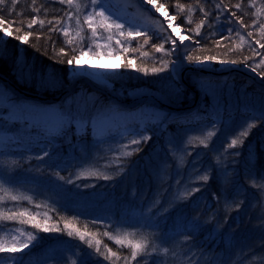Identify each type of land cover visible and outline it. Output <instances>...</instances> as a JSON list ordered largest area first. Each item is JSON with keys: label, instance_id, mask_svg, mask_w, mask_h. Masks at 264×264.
<instances>
[{"label": "trees", "instance_id": "obj_1", "mask_svg": "<svg viewBox=\"0 0 264 264\" xmlns=\"http://www.w3.org/2000/svg\"><path fill=\"white\" fill-rule=\"evenodd\" d=\"M83 1L76 0V3ZM153 3L157 8L164 9L170 17L175 16L173 20L181 31L195 42V46L185 53L186 63L194 65L202 64L199 61H203L219 68L222 65L219 60L235 59L236 64H228L256 73L264 83V48L260 47V44H264V33L260 31L261 25H264V0H154ZM237 3L241 4L239 9L235 7ZM177 4L184 6L178 15ZM76 10L60 0H4L0 4V21H3L0 27L11 35L4 36V31H0V37L3 38L0 77L5 76L11 84L0 78V85L9 92L20 94L28 91L50 99L67 90L71 85L69 69L78 64L75 61L69 64L67 61L73 56L79 58L81 50L74 40L63 35L61 29ZM232 12L236 13L235 17L231 15ZM188 16H191V23L186 22ZM33 19L37 22L28 28L27 25ZM41 20L44 21L43 26L39 23ZM201 21L203 26L199 28V35H196L194 30ZM249 32L251 36L247 35ZM146 34L140 35L144 39L131 38L130 46L117 54L121 60L120 71L110 75V81L125 98H129L132 91L146 88L183 108L193 105L195 97L189 90L179 85L175 88L171 74L173 57L169 55L166 45L163 44V49L157 52L155 46L162 42L155 35ZM25 35H28L26 41L15 38ZM69 40L71 44L67 43ZM189 56L192 60L188 59ZM211 56H215L216 60L207 59ZM254 67L255 71L252 70ZM154 68L162 70L154 71ZM22 71H26L29 76L23 75ZM193 75H198L201 84L207 87L205 107L199 109V114L191 113L192 109L199 106L198 101L192 109L182 112V123L171 118L162 129L163 137L160 140H157L159 132L152 131L151 122L148 121L143 131L151 135L152 139L147 144L141 143L139 147L144 148L143 152L147 150L145 156L153 158L164 150L176 148L186 137L195 144L203 141L206 169L202 173L208 179L200 185H190L187 188L190 189L189 193L182 198V202L174 207L169 206L164 198L173 190L172 179L168 175H152L138 177L132 184L112 178L114 185H98L106 191L115 189L118 196H124L125 201L134 199L126 207L119 206L115 214L113 211L96 217L79 215L56 203H44L42 197L36 204L21 203L19 210H24L32 221H41V224L51 229H62L65 223H70L72 229L102 238L103 249L107 251L111 248L117 253L114 264H125L126 255L131 252L128 244H116L114 239L109 238L123 239L121 228L135 234L131 238L133 243L144 241L140 235H150L146 254L138 255L131 264H168L167 259L172 256L175 261L181 260L182 264H264V88L240 75L230 76L229 81H206L205 76ZM192 80V74H189L187 81L192 83ZM222 85L225 87L220 91H211L213 87L220 88ZM96 96L93 102L77 110L71 108L72 111L66 113V109L60 108L63 114H75L85 121L89 128L82 133H75V129L69 128L66 123L57 135L47 131L49 127L37 121L7 127L14 132L22 126L20 133L63 139L64 147L75 146L78 141L90 143L94 138V132L90 130L93 120L102 117L107 111L108 116L130 112L124 109L109 112L111 106L106 105L107 97L102 94ZM22 102L41 106L39 101ZM146 106L151 104L146 103ZM164 112L168 111L165 109ZM131 118V115H125L115 122L120 128L122 124L118 121L126 123L137 120ZM217 119L223 120V123H216ZM249 125L254 127L248 135L242 137L236 146L230 147L231 141L237 139ZM172 133L182 138H178L172 146H167L168 140L164 137ZM21 147L10 140L5 150L20 152ZM118 182L123 185H118ZM136 206L145 210L138 216L144 220V224L141 225L142 221L139 223L133 215V220L141 226L121 225L124 219L132 216L126 211L135 210ZM147 223L149 225L145 226ZM170 241L172 244H169ZM175 245L179 249H175ZM164 249L168 250L167 253ZM51 264L72 263L66 257H61Z\"/></svg>", "mask_w": 264, "mask_h": 264}, {"label": "rangeland", "instance_id": "obj_2", "mask_svg": "<svg viewBox=\"0 0 264 264\" xmlns=\"http://www.w3.org/2000/svg\"><path fill=\"white\" fill-rule=\"evenodd\" d=\"M79 5V10L71 14L69 16L71 18H67L64 28L68 29V36L72 41H75L74 43L78 45L80 50H87L91 47L93 51L88 52L76 66L69 69L68 79L71 82L68 88L70 89L69 92L62 98H60L62 94H59L50 99L44 95L28 91L21 90L22 93L20 94L15 91L9 92L0 85V216H11L14 213L24 212V210H19L21 203L36 204V201L41 197L44 203H56L58 206L71 209L79 215L96 217L113 211L115 214L119 206L126 207L128 206L126 204L133 202L134 199L125 201L124 196H118L115 189L109 188L111 191H106L102 187H98V185H114L115 182L112 178L123 179L132 184L138 177L168 175L174 186L172 192L170 191L171 193L164 199L171 207L180 203L182 198L189 193L190 189L187 188L190 185L203 183L204 174L202 172L206 168L204 164L205 154H203L205 147L202 146V141L195 144L186 137L176 148L169 147L170 149L164 150L162 154L155 155L153 158L145 156L147 150L143 152L144 148H139L141 143L147 144L152 139L151 135L148 136L143 131L148 121L151 122L152 131L159 132L157 140H160L163 137L161 131L167 126L166 122L171 118L181 122L180 119L183 118L181 111L173 112L166 109L168 112H164L157 108L151 100L139 102L135 112L113 115L114 117L131 115V119H137L133 122L126 121V123L118 121L119 124H122L120 128L115 121L111 124L105 121L109 116L113 117L112 115L108 116V111L102 117H97L91 122L90 130L94 132L92 141L90 143L78 141L75 146H62L63 139L20 133L22 126L14 132L7 127L12 124L21 125L23 122L34 123L37 121L38 124L49 127L46 129L47 131L57 135L66 123L69 128L75 129V133H82L89 128L85 121L75 114H63L60 110L61 107L66 109V113L68 110L72 111L71 108L77 110L81 106L87 105L88 102H93L97 98L96 94H102L107 97L106 105L111 106L110 112L116 106H132L131 104L135 103H131L130 100H133L141 92H152L143 88L130 92L129 98H125L110 81V75L120 71L121 60L117 54L125 49L124 47L130 46L131 38L144 39L141 36H128L127 31L151 33L156 36L159 42L166 45L169 55L173 57L171 74L175 88L176 85L182 87L178 81L179 75L175 72L180 61H183L185 66L199 67V69L206 67L205 70L212 73V75H205L206 81H229L230 76L233 77V75L238 74H225L227 71L233 68L246 69L231 64H222L219 68H214L208 62L194 65L186 63L185 53L195 46V42L181 31L164 9L156 11V4L149 3L148 0H98L95 5L91 3V0H84ZM105 9L107 10L106 14L111 13L118 23L125 25V28L121 30L125 32V35H119L115 28L105 32L104 29L97 26L101 20L97 16L93 20V25L97 26V36H91V29L83 23L85 14ZM77 20H80V25H77ZM169 24L171 27H168ZM78 31L79 35H77ZM169 33H171V39L177 41L175 45L171 43V39L168 37ZM5 35L8 34L4 31ZM108 35L112 36L111 40H107ZM181 36H186L187 39L181 41ZM1 41L0 48L3 46ZM109 51L111 55L108 54ZM21 63L19 62V64ZM22 73L29 76L26 71H22ZM187 76L189 74L186 75L185 81L201 92L199 106L191 111V113L199 114V109L202 110L205 107L207 87L201 84L200 78H197L198 75L192 74V83L187 81ZM1 77L5 79V76ZM4 81L11 84L9 79ZM87 81L91 82L92 85ZM103 84L107 85L104 86ZM107 86L108 89H105ZM224 87L225 85L220 86V88L213 87L211 91H220ZM102 91L116 96L117 100H120L114 101L116 99H112ZM191 95L193 96L192 93ZM159 96L165 102L170 103V101H166L167 99L163 95L160 94ZM22 100L39 101L41 106L36 107L29 102H22ZM146 103L151 104V106H146ZM174 106L182 107L178 104H174ZM125 107L124 110L129 111ZM48 109H53V114L57 120L44 121V117L48 116L45 112ZM33 111L35 112L32 113ZM217 121L218 124L223 123L221 119H217ZM156 137L155 134L154 138ZM164 138L168 140L167 146H172L182 136L172 133ZM10 140L22 146L20 152L14 151L12 153L5 150ZM134 140L138 143H132ZM127 153H131V155H127ZM118 185L123 184L118 182ZM11 196L21 197V199L12 200ZM24 197L30 199H24ZM132 197L135 196L132 195ZM138 207L136 206L135 210L126 211L130 212L132 216L124 219L121 225L137 227L144 224V220L138 216L145 210ZM27 215L17 216L10 220L0 219V239L10 240L11 236L15 235L19 242H23L27 240L29 233L35 237L27 248H22L16 252L0 253V264H51L61 257H66L72 264H111L113 260L115 261L114 256L103 249L102 238H94L87 234L85 241H81L75 234V229L65 227H61L62 229L56 227L57 231L45 232L40 228L33 227V224H41V221H32ZM133 215L139 223L142 221L141 225L138 221L133 220ZM176 216L178 218V213ZM22 220L25 223H21ZM148 225L147 223L145 226ZM68 231H73V235L69 236ZM120 233L123 234V237L127 236V240H124L123 244H128V240H131L132 236L135 235L125 228H121ZM139 237L148 244L149 234ZM88 240L92 241L93 247H88L86 243ZM96 241L100 242L101 253L108 255V259L95 252ZM169 244H172V241ZM175 249H179V247L175 245ZM126 256H128L127 264L134 262L130 254ZM167 262L168 264H182L181 260L176 259L175 261L174 256L169 257Z\"/></svg>", "mask_w": 264, "mask_h": 264}, {"label": "snow or ice", "instance_id": "obj_3", "mask_svg": "<svg viewBox=\"0 0 264 264\" xmlns=\"http://www.w3.org/2000/svg\"><path fill=\"white\" fill-rule=\"evenodd\" d=\"M61 3H66L70 8L72 7H75L77 10H79L80 8V5L76 3V0H60ZM98 2V0H91V3L93 5H95L96 3ZM149 3H153L154 0H148ZM4 3V0H0V4H3ZM163 6V5H161ZM183 5L181 4H177L176 5V8H177V15L179 14V12L183 9ZM235 7L237 9H239L241 7V4L237 3L235 5ZM106 9L105 10H100V11H93V12H90V13H87L85 14L84 16V21L83 23L84 24H87L89 29H91V36L92 37H96L97 36V31H96V28L97 26L104 29L105 32H107L108 30L112 29V28H115L117 30V32L119 33V35H125V32L124 31H121L125 28V25L123 23H118L116 19H114L112 17V14L111 13H107L106 14ZM156 11H159V8L156 9ZM201 11H203L201 9ZM207 15V13H205V16ZM231 15L233 17L236 16V13L235 12H232ZM100 17L101 20L99 22V24L97 26H94L93 25V20L96 18V17ZM71 18V17H69ZM172 19H175V16L172 17ZM36 19H33L28 25L27 27L28 28H31L35 23H36ZM186 22L187 23H191L192 20H191V16H188L186 18ZM3 21H0V24H2ZM39 23L41 24V26H43L44 24V21L41 20L39 21ZM77 25H80V20H77L76 21ZM162 23V22H161ZM241 25H243V21L241 20L240 21ZM203 26V21H201V24L197 26V28L194 30L196 35H199V28ZM168 27H171V25L169 24ZM163 30V28H162ZM0 31H7L6 29H3V28H0ZM53 31H55V29H53ZM63 35L65 37L68 36V29L67 28H64V29H61ZM260 31L261 33H264V25H261L260 27ZM8 35H11L10 32L7 33ZM147 35L146 33H141L140 31H127V35L128 36H140V35ZM30 35V33H29ZM77 35H79V31L77 32ZM103 35V34H102ZM248 36H251L252 33L249 32L247 33ZM168 37L169 39H171V33L168 34ZM16 39L18 40H27L28 39V35H25L23 37H20V36H16L15 37ZM227 38V37H225ZM3 38L0 37V40H2ZM112 39V36L111 35H108L107 36V40H111ZM184 39H187L186 36H181L180 37V40L183 41ZM241 39L243 40L244 37H241ZM147 42V40L145 41V43ZM67 43L71 44V40L67 41ZM117 43H119V41H117ZM171 43L173 45H175L177 43V41L175 39H171ZM257 44H259V40L256 41ZM217 46H219V42H217ZM260 47L261 48H264V44H260ZM155 49L157 52L161 51L163 49V44H160V45H157L155 46ZM93 51V49L91 47L87 48V50H81L80 51V54H79V58H82L84 55H87L88 52H91ZM109 55H111V52L109 51L108 53ZM170 54V53H169ZM144 55H147V53H144ZM79 58L76 57V56H73L72 59H69L67 61V63L69 64H72L73 61H75L76 63H79ZM189 60H192V57L189 56L188 57ZM207 59L209 60H216V57L215 56H211V57H208ZM247 59V58H245ZM200 63H203V61H199ZM220 64H228V63H231V64H236L237 63V60L233 59L231 61H228V60H219L218 61ZM132 61L129 60V64H131ZM143 70V69H141ZM154 71H160L162 69H153ZM253 71H255V67L252 69ZM254 127V125H249L248 128H246L245 130H243L242 132H240L239 134V137L237 139H233L230 143V147L232 146H236L239 142H241V138L242 137H246L250 131V129ZM211 135V134H210ZM147 139V138H145ZM132 143H138V141H132ZM203 143V141H202ZM127 155H131V153H127ZM107 178V177H106ZM202 179L204 180H207L208 177L207 176H204L202 177ZM198 190V189H197ZM11 199L12 200H18V199H21V197H17V196H11ZM24 199H30L28 197H24ZM25 215V212H19V213H14L13 215L11 216H0V219H5V220H10V219H15L17 216H24ZM34 219V217H33ZM21 223H25V221H21ZM46 224V222H45ZM33 227H36V228H40L42 229L43 231L47 232V231H57L58 229H56L55 227H53L52 229H49L48 227L44 226V225H41V224H33ZM70 227H73V225H71L70 223H65V228H70ZM69 236H72L73 235V231H68L67 233ZM75 234L78 236V238L81 240V241H85V236L87 235L86 232L84 231H80L79 229H76V232ZM21 235H23V233H21ZM105 235H109L108 233H105ZM110 239H114L115 240V243L116 244H123L124 243V240H127V236L124 237V239H119V238H115V237H109ZM35 237L33 235H31L30 233L28 234V237H27V240L26 241H23V242H19L18 241V238L15 236V235H12L11 236V239H0V253L2 252H16V251H19L20 249L22 248H27L29 246V243L34 240ZM86 243L88 244V247H93L92 245V241L91 240H88L86 241ZM99 241H96V247H95V252L98 253V254H101V255H104V258L105 259H108L109 256L108 255H105L104 253H101V249L99 247ZM128 247L131 249V252H130V256H131V259L132 260H135L137 258L138 255H145L146 252H147V242L146 241H139V242H135L133 243L131 240H128ZM167 249H164V252L167 253ZM107 252L111 255V256H116L117 253L116 252H113L111 248H108L107 249ZM127 260H128V257H125V262L127 264Z\"/></svg>", "mask_w": 264, "mask_h": 264}, {"label": "water", "instance_id": "obj_4", "mask_svg": "<svg viewBox=\"0 0 264 264\" xmlns=\"http://www.w3.org/2000/svg\"><path fill=\"white\" fill-rule=\"evenodd\" d=\"M232 73H236L240 76H243L245 77L246 79H249L251 81H253L255 84H257L258 86L260 87H263L264 88V83L261 82V78L254 72L248 70V69H236V68H233L229 71H227L225 74H232ZM187 74H199V75H202V76H205V75H212L211 72L209 71H206L204 69H199V68H195V67H191V66H185L181 72L179 73V78H178V81L180 82V84L182 85L183 88H186V89H189V91L193 94V96L195 97V102L193 105L191 106H188V107H175L177 105L174 106V104L172 103H169L167 102L168 104L166 103H162V100L161 99V96H160V99H156L155 97H152V96H145L143 98V100H151V99H155L160 105H162L163 107H165V109H168L170 111H173V112H178V111H181V112H185L189 109H192L199 101V94L201 93L200 91H198L194 86H190L186 81H185V77ZM2 80H5L4 78L0 77ZM90 85L91 82L87 81ZM70 89H67L66 91H64L61 95L60 98H62L66 93L69 92ZM102 93H105V95L111 97L112 99H116V96H113L111 94H108L107 92H104L102 91ZM58 98V99H60Z\"/></svg>", "mask_w": 264, "mask_h": 264}, {"label": "bare ground", "instance_id": "obj_5", "mask_svg": "<svg viewBox=\"0 0 264 264\" xmlns=\"http://www.w3.org/2000/svg\"><path fill=\"white\" fill-rule=\"evenodd\" d=\"M185 67V65H184V63H183V61H180L179 62V64L177 65V67H176V69H175V72H176V74L177 75H179V73L181 72V70L183 69ZM195 68H199V67H195ZM201 69H207L206 67L205 68H202V67H200ZM104 85V84H103ZM107 85V84H106ZM106 85H104V86H106ZM105 89H108V86L105 88ZM160 94H155V93H153V92H141V93H139L132 101L133 102H135V104H131L132 106H127V107H125L127 110H129L130 112H135L138 108V105H139V102H141V101H143V98L145 97V96H152V97H155L156 99H160V96H159ZM118 97V96H117ZM199 99L201 98V93L199 94ZM28 101H30L31 102V100H28ZM115 101V100H114ZM147 101H149V100H147ZM151 101H153L154 102V104L158 107V108H161L163 111H165V107H163L162 105H160L154 98L153 99H151ZM31 103H38V102H36V101H34V102H31ZM115 103V102H114ZM162 103H166V104H168L167 102H165L164 100H162ZM124 107H120V106H116V107H113L112 109H111V112H114V111H117V110H122V109H124ZM35 111H33L32 113H34ZM46 112V114L48 115V116H46V117H44V121L45 122H47V121H50V122H52V121H54V120H57V118H55V116H54V114H53V109H48V110H46L45 111ZM45 112H44V116H45ZM40 113H42L41 111H40ZM122 117H110V118H108V119H106L105 121H107V123L108 124H111V123H113L115 120H117V119H121ZM119 126H121V125H119Z\"/></svg>", "mask_w": 264, "mask_h": 264}]
</instances>
